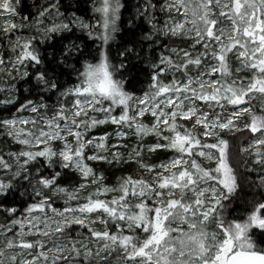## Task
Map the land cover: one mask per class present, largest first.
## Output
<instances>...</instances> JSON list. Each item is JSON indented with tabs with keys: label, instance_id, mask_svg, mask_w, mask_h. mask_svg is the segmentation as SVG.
<instances>
[{
	"label": "snow or ice",
	"instance_id": "1",
	"mask_svg": "<svg viewBox=\"0 0 264 264\" xmlns=\"http://www.w3.org/2000/svg\"><path fill=\"white\" fill-rule=\"evenodd\" d=\"M122 9L0 0V264H264V0Z\"/></svg>",
	"mask_w": 264,
	"mask_h": 264
},
{
	"label": "trees",
	"instance_id": "2",
	"mask_svg": "<svg viewBox=\"0 0 264 264\" xmlns=\"http://www.w3.org/2000/svg\"><path fill=\"white\" fill-rule=\"evenodd\" d=\"M130 1L131 0H123V2L127 4V9L121 10L122 21L127 20L125 16L130 14L129 13ZM91 6H92V4L91 5L88 4V8H89L88 15L89 16L92 15V12L90 11ZM118 27L120 30L116 33L115 39L110 42L111 54L113 57H115V54L118 51V49L120 48L122 42L124 40L128 39L126 27L123 24H118ZM82 39H84L86 41L87 45L93 50V52H96L97 50H102V42L100 40L97 39V40L93 41V40L87 39V37H82ZM113 62L115 63V59L113 60ZM126 87H129V85H126ZM135 87H139V85H135ZM139 94L140 93L137 92V95H139ZM247 140H248L247 135L237 134L236 138L234 140H231V142H230V148H229L230 162L237 165L241 172H243L245 170L246 166L251 167L250 158H248L246 156V154H244L242 152V148L246 146ZM246 162H247V164H246ZM246 191H255V190L254 189H246ZM252 199H253V197L251 195L245 196V194L242 193L240 200L238 202L234 203L232 206L233 208H235V211L232 212L231 215H229L228 213H225V216L228 219H232L233 217L246 216L245 209L248 208L249 205L247 203H245V201L246 200L251 201ZM254 239L259 241L260 239H262V237L259 235V233H257V235L254 237ZM257 247H264V245L258 243Z\"/></svg>",
	"mask_w": 264,
	"mask_h": 264
},
{
	"label": "rangeland",
	"instance_id": "3",
	"mask_svg": "<svg viewBox=\"0 0 264 264\" xmlns=\"http://www.w3.org/2000/svg\"><path fill=\"white\" fill-rule=\"evenodd\" d=\"M32 2V0H28V3H31ZM137 3V0H131L130 1V11H129V13L130 14H132V11H134V6H135V4ZM89 5H91V3H89ZM130 14H128V15H126L125 17H126V19H128V17H129V15ZM253 105H254V107L256 106V102L254 101L253 102ZM246 146H247V144H246Z\"/></svg>",
	"mask_w": 264,
	"mask_h": 264
}]
</instances>
